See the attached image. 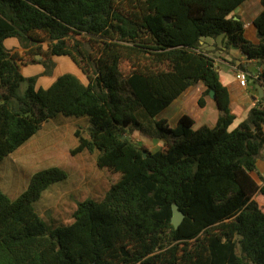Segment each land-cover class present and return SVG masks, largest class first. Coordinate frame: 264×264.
Here are the masks:
<instances>
[{
	"label": "trees",
	"instance_id": "16d2710c",
	"mask_svg": "<svg viewBox=\"0 0 264 264\" xmlns=\"http://www.w3.org/2000/svg\"><path fill=\"white\" fill-rule=\"evenodd\" d=\"M244 1L0 0V161L45 123L74 117L87 125L77 126L72 152L95 154L114 178L101 199L78 202L71 222L55 227L34 202L64 170L36 172L16 199L0 187V264H264V180L252 175L264 149V98L230 130L228 88L201 44L224 35L262 63L255 81L264 88V9L253 43L234 16ZM9 38L23 49L7 48ZM60 56L88 81L67 72L43 88L23 74L40 63L50 75ZM199 82L204 96L216 93L214 127L196 128L187 114L175 127L158 117ZM134 130L162 147L135 142ZM174 203L186 215L179 228Z\"/></svg>",
	"mask_w": 264,
	"mask_h": 264
},
{
	"label": "rangeland",
	"instance_id": "374dc122",
	"mask_svg": "<svg viewBox=\"0 0 264 264\" xmlns=\"http://www.w3.org/2000/svg\"><path fill=\"white\" fill-rule=\"evenodd\" d=\"M15 39H8L6 47H10ZM17 47L23 49L20 42ZM54 60L56 67L50 75L43 74L44 66L40 63L24 66L23 74L26 77L38 76L36 86L43 88L49 87L67 72L80 76L84 82L88 81L69 58L60 56ZM28 84V81L22 84V92ZM162 115L159 117L165 118ZM172 124L174 126V120ZM82 125L86 126L87 123L74 117L49 121L28 143L0 161V187L11 199H16L26 190L31 177L38 171L58 167L67 173L66 179L52 184L44 191L41 199L34 202L35 209L49 227L71 222L78 202L87 198L101 199L114 179L110 173L97 166L95 154L87 151L77 154L72 152L78 144L75 130ZM86 132L87 128L84 127L83 133ZM129 137L152 151L158 150L163 144V140L135 130L129 132Z\"/></svg>",
	"mask_w": 264,
	"mask_h": 264
},
{
	"label": "crops",
	"instance_id": "0c3cea01",
	"mask_svg": "<svg viewBox=\"0 0 264 264\" xmlns=\"http://www.w3.org/2000/svg\"><path fill=\"white\" fill-rule=\"evenodd\" d=\"M263 1L264 0H245L234 12V16L244 22L246 38L253 43H259L260 40L257 35L254 20L264 9ZM18 44L19 40L16 38L15 41L10 44V47L7 48L16 47L19 49L17 47ZM201 44L203 51L214 57L221 82L228 88L231 109L236 117L233 124L230 126V130H232L248 117L250 109L255 105L258 99L261 98L259 88L257 87V85L260 84L255 81V76L259 75L261 72L262 63L254 59H248L246 55L242 53L240 47L227 44V38L224 35H220L216 38H204L201 40ZM243 67H245V71L248 74V84L245 86H242L236 78V72L238 70H244ZM76 69L78 72L80 71L78 67ZM205 91L206 86L202 82L188 87L172 104L163 110L159 116L163 114L162 116L169 120L171 126H173L172 123L174 120V127L185 114L190 115L194 119L196 128L204 125L214 127L218 121L219 110L215 99L210 95L204 96ZM203 96L205 104L201 105L200 99ZM252 175L260 184H263L264 149L257 160V168Z\"/></svg>",
	"mask_w": 264,
	"mask_h": 264
},
{
	"label": "water",
	"instance_id": "95a60500",
	"mask_svg": "<svg viewBox=\"0 0 264 264\" xmlns=\"http://www.w3.org/2000/svg\"><path fill=\"white\" fill-rule=\"evenodd\" d=\"M37 57L39 58V55ZM257 87L259 88V91H260V97H263V93H264L263 87L260 85H257ZM209 95L213 99L216 98V93L214 90H211ZM146 155H147V153L144 152V156H146ZM185 216H186L185 213L179 209L178 204H176V203L172 204V219H171V221H172V224L174 225L175 228H179V226L183 222Z\"/></svg>",
	"mask_w": 264,
	"mask_h": 264
},
{
	"label": "built area",
	"instance_id": "2783aa9c",
	"mask_svg": "<svg viewBox=\"0 0 264 264\" xmlns=\"http://www.w3.org/2000/svg\"><path fill=\"white\" fill-rule=\"evenodd\" d=\"M260 74V73H259ZM259 75H256L255 78H258ZM236 78L237 80L239 81V83L242 85V86H245L248 84V74L245 70H238L236 72ZM264 89V88H263ZM263 98H264V93H263ZM264 129V127H263Z\"/></svg>",
	"mask_w": 264,
	"mask_h": 264
}]
</instances>
